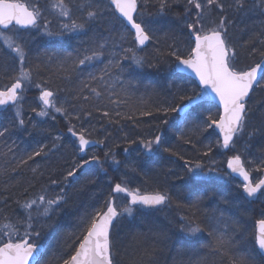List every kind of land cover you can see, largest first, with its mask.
Instances as JSON below:
<instances>
[{"label": "snow or ice", "instance_id": "obj_1", "mask_svg": "<svg viewBox=\"0 0 264 264\" xmlns=\"http://www.w3.org/2000/svg\"><path fill=\"white\" fill-rule=\"evenodd\" d=\"M151 2L153 0H143L145 10L141 11L140 0H73L71 4L69 0H47L43 6L40 0H0V41L3 42L0 48H6L8 53L15 54L13 65L16 60L20 65L17 74H10L15 71L14 66L0 62V78L7 77L9 80V83L0 88V106L11 104L16 109L19 126L23 128L25 122L21 118L18 105L21 93L26 85L33 84V79L32 70L24 66L29 33L21 30L37 29L48 37L63 36L65 33L87 36L92 32L88 46L78 50L70 63L61 61L57 69L62 73L61 79L68 84L79 80L71 95L73 103L70 105L79 111L69 113L64 106L68 102L67 99L57 106L56 93L51 88L44 87V84L48 83L44 81L43 84L35 83V87L40 89L39 100L43 105L37 115L47 116L48 109H52L65 117L80 120L81 117L92 116L90 105L95 101L97 105L95 111L109 123L119 124L120 120L113 119V111L106 110V105L104 108L99 106L106 100L108 105L116 106L115 116L120 119L135 120L137 113L141 117L159 118L158 134L152 139H141L139 144L147 157L159 158L158 153L162 150L183 160V166L187 168L194 182L190 187L189 197L197 196L188 212L179 214L178 222L170 221L179 223V232L182 234L180 246L176 248L173 257V264H255V256L264 255V218L257 221L253 246L246 240V229L239 219L226 215L225 211L219 208L214 209L211 215L203 213L199 182L204 180L208 173H203L201 162L193 163L181 153L166 146L164 132L159 129L163 125H167L169 129L174 126L168 119L171 113L181 114L183 120L187 122L188 117L193 115L195 107L208 104L205 111L209 114L203 119L200 116L195 117V126L192 129L194 134L208 129L218 130L217 147L224 149L236 147L237 142L245 135L248 137L244 141L245 151L252 147L251 141L257 135L262 138L264 144V102H258L259 106L252 104L256 89L264 90V24L259 32L249 33L248 39L241 36L233 41L230 35L235 19L239 18L241 23H244L251 16L257 14L264 16V0H230L227 4L225 0H182L184 12L182 16L175 17L170 15L173 5L180 3L181 0H154L156 10L148 13L147 5ZM74 9L79 11L78 16H73ZM49 11L58 17L57 31L51 30L52 20L46 15ZM213 15L218 19L212 20ZM99 28H103L108 35L97 31ZM239 31L242 34L248 33L247 25L244 24ZM113 33L116 35L113 36ZM181 36L187 42L186 55L182 54L178 44ZM129 38L134 41L135 47H124ZM152 45L155 47L151 59L137 54V49L144 51ZM238 48L245 51L244 59L249 61L243 67L239 66L242 61ZM169 57L177 62L176 71L190 70L194 74L201 90L196 91L193 88L189 93L177 86L169 98L154 108L145 107L143 110L137 108L129 94V89L135 90L132 81L127 80L125 87V82L118 79L132 67L122 61L131 60L138 68H143L145 64L156 67L161 62H167ZM51 59L49 57V60ZM99 65L103 67L99 68L98 73L90 71V68H97ZM39 68L37 65L36 70L39 71ZM85 72L88 73L87 77L80 79ZM128 74L133 75L134 70ZM114 76L124 94L123 99L121 92H117L113 86ZM209 91L213 94L211 101L218 102V118L210 112L213 104L209 100ZM113 96L117 98L113 99ZM121 104L127 105L130 111L127 113L119 111ZM133 108L135 111H131ZM254 120H258L259 123L250 127ZM68 131L78 141L81 153H85L90 144L103 143L100 140L88 139L87 129L82 125L78 131L76 125L70 123ZM7 133V128L0 130V138L5 137ZM178 139H182L184 144L191 145L192 148L197 147L191 136L185 137L183 132ZM59 140V136L54 137L51 147L41 145L36 150L28 152L26 158L23 156L17 158L15 149L8 146V152L3 153L8 165L5 173H8L9 169L12 173H17L27 165L32 172L31 181L39 180L46 174L41 170V162H51V156L56 155L62 147L56 143ZM204 147L207 151L202 154L209 156L212 150L210 145L206 144ZM127 151L128 149H125V152ZM110 155V152L105 153L106 158ZM37 157L40 161H37ZM112 160L114 164L120 163L114 156ZM92 161L103 168V164L96 156L91 157V161L74 162L75 166L66 171L63 176L64 184L54 196H49L48 192L49 190L55 192V189L45 186L39 195L24 199L22 203L20 200L16 201L27 217L23 222L24 236L20 237V228L17 224L10 222L8 216H3L0 220V264H40L45 246L39 242L40 232L34 227L33 210L36 216L47 217L54 213L61 204L67 202V188L78 179V171ZM150 163V159L145 160V165ZM247 165L254 167L249 168ZM128 167L131 172H138L136 166ZM227 168L230 173L242 178L243 192L247 197H256L257 193L264 195V176L256 181L251 179L253 171L264 173V147H261V154L258 157L246 161L241 153L237 152L227 160ZM211 171L210 168L209 172ZM9 179L15 177L9 175ZM48 179L50 185L60 184L59 180L52 178L51 173ZM129 183L125 179L111 186L108 199L103 205L99 207L90 205V210L86 209L80 216L76 225L77 230L72 233L74 240L72 243L65 240V245L69 248H73L74 245V249L68 258L63 259V264H118L117 257L121 256V252L113 235L118 218L125 214L132 217L139 210L160 211L173 205L172 197L166 189L157 188L152 192H141L139 189L130 188ZM120 194L128 198L123 206L117 205ZM184 207L176 204L177 209ZM216 212H219V215H216ZM149 231L154 233L157 241L166 242L169 239V233L154 221L149 224ZM33 235L37 240H33ZM140 237L147 239L144 233L134 236L137 244L135 247L129 245L134 255L129 258L128 264H157L155 243L148 246ZM254 247L259 249V253L254 251ZM186 255L188 259H184Z\"/></svg>", "mask_w": 264, "mask_h": 264}, {"label": "trees", "instance_id": "obj_2", "mask_svg": "<svg viewBox=\"0 0 264 264\" xmlns=\"http://www.w3.org/2000/svg\"><path fill=\"white\" fill-rule=\"evenodd\" d=\"M40 2L43 5L47 0H40ZM142 2L143 0H140V4ZM229 2L230 0H225L226 4ZM69 3H73V0H69ZM74 10L73 16L75 17L77 15H74ZM140 10L144 11L145 7L140 5ZM155 10L156 7L153 0L147 5L146 11L153 13ZM183 12L184 5L181 0L180 3L173 5L170 15L173 17L182 16ZM49 13L53 14L50 11ZM229 15H232V13H229ZM57 19L58 17L55 16L54 21ZM244 24L247 25L248 33L242 34L239 29L244 27ZM262 24H264V16L259 14L247 18L244 23H241L240 19L237 18L230 29V35L233 41H236L241 36L243 39H248V34L259 32ZM55 26L57 28H54L53 31L59 29V23L57 22ZM97 31L103 32L105 36L108 35L103 28H99ZM177 34L179 35L178 27ZM92 35V32H89L87 36L65 33L63 36L44 38V35L41 34L35 39L33 38L34 40L27 45L24 66L26 69L32 70L33 84H31L32 88H28L27 91L25 90L21 94V100L18 105L21 118L25 122L23 128L19 126L16 119L15 108L0 114V130L8 129L6 136L0 138V220H2L3 216H8L10 222L17 224L20 228V237L23 238L25 226L23 222L27 217L16 201L20 200L22 203L24 199L39 195L45 186H48L49 189H55V192L51 190L48 192L49 196H54L59 191V188L63 186V176L67 170L74 167L75 163H82L83 160L91 161V157L96 156L103 164V168L92 161L80 169L77 173L78 179L71 187L67 188L66 203L61 204L54 213H50L47 217L36 216L35 210H33L34 227L40 232V238L43 239L42 243L45 246V253L40 264H63V259L68 258L74 249V245L73 248L67 247L65 240L68 243H72V240H74L72 233L77 230L76 225L80 216L86 209H89L90 205L97 207L103 205L108 199L111 186L125 179L130 182V188L139 189L141 192H152L157 188L166 189L172 197L173 205L156 212L139 210L132 217H121L118 220L113 230L114 239L121 252V256L117 257L118 264H128L129 258L134 255L132 247H129V245L131 244L135 247L137 241H134L133 238L141 233H144L147 237L146 240L144 237H140V240L144 241L145 244L151 246L155 243L157 264H173V257L175 256L176 248L180 246L179 242L182 234L179 232V223H170V221L178 222L179 214L187 213L192 201L196 200L197 196L192 195L189 197L190 187L194 182L191 180L187 168L183 166V160L170 156L162 150L158 153L159 158L156 156L147 157L143 147L139 144L141 139H152L158 134L157 125L159 118L141 117L137 113L135 120L120 119L115 116L116 106L108 105L106 100L102 101L99 106L104 108L106 105V110L113 111V119L120 120L119 124L109 123L106 118L95 111L97 107L95 101L90 105L92 116L81 117L80 120L65 117L52 109H48L49 114L47 116L37 115V112L42 108V104L39 100L40 89L35 87V83L43 84L44 81H48L47 84H44V87L51 88L56 93L57 106H60L67 99L68 102L64 106L69 113L79 111V109H74L70 106L73 103L71 95L76 85L79 84V80H76L73 84H68L61 79L62 73L58 72L57 69L61 61L70 63L77 55L78 50L87 47L89 38ZM112 35L115 36L116 33ZM161 43L163 44V41ZM2 44L3 42L0 41V46ZM178 44L182 54L186 55L188 46L185 38L181 36ZM124 47H135L134 41L129 38V42L125 43ZM154 47L155 45L149 46L144 51L137 49V54L151 59L154 54ZM238 50L241 52L242 61L239 66L243 67L249 61L244 59L245 51L239 48ZM5 53H8V50L0 48V62L13 65L15 54L8 53L5 55ZM49 57L52 59L49 60ZM122 63L130 64L132 67L126 70L118 79L125 82V87H127V80L132 81L135 90L129 89V94L132 97V102L141 110L145 107L154 108L157 104L169 98L170 93L175 92L177 86L189 93H191L193 88L199 91L191 80L175 73V64L177 62L171 57L168 58L167 62H161L156 67H149L145 64L143 68H138L132 64L131 60L122 61ZM37 65L40 66L39 71L36 70ZM13 66L15 71L10 74H17L20 67L19 61L16 60ZM102 67L103 65H99L97 68H90V71L98 73L99 68ZM132 70H134V74L129 75L128 73ZM87 75L88 73L85 72L80 79H85ZM7 83H9L7 77L0 78V88ZM112 83L115 90L121 92V99H123L124 94L115 76ZM61 89L64 90L61 91ZM112 98L116 99L117 97L113 96ZM258 102H264V90L259 88L256 89L252 97L253 105L259 106ZM206 107L208 106L203 105L200 109ZM118 110L122 113L130 111L125 104H121ZM131 111H135V108L131 109ZM210 112L218 118V110L214 106L210 108ZM179 118L178 113H171L168 119L174 126L169 129L167 125H163L159 131L164 132L166 146L181 153L193 163L201 162L203 173H208L207 177L199 182L202 212L211 215L214 209L219 208L224 210L226 215L239 219L243 222L246 229V240L254 246L255 225L259 219L264 218V195L261 196L257 203H247L243 199L242 189L238 183L232 180L229 184H225L213 178L216 172L213 169L209 172V169L214 168L212 166H215L218 154L222 151L220 147H217L218 138L214 130H207L206 133L208 134L203 136H201V133L185 134V137L191 136L193 143L197 146L192 148L191 145L184 144L182 139H178L182 133L181 129L177 127ZM70 123L76 125L78 131L81 129V125L84 129H87L88 139L103 141V143H98L102 148L89 151L82 157L77 144L69 136L68 128ZM258 123V120H254L250 127ZM211 135L212 138L209 139L210 145L205 138ZM57 136L60 137V140L56 141V143L62 145V147L56 155L51 156L50 163L41 162V170L45 171V176L32 182V172L27 165L19 169L17 173H12L10 169L8 173H5L8 165L3 153L8 152V146H12L15 149L17 158L21 156L26 158L28 152L36 150L41 145L51 147L53 138ZM247 139L248 137L245 135L243 139L238 141L237 147L231 148L228 154H222L226 158H230L240 152L245 161L249 158L258 157L261 154V147H264L262 138L257 135L251 141L252 147L245 151L244 141ZM13 141L15 142L14 144ZM206 144L210 145L212 149L209 156L202 154L207 151L204 147ZM125 149H128V151L125 152ZM106 152H110L115 160L120 163L118 165L114 164L113 161L109 160V157L106 158ZM10 157L11 153H9ZM36 159L40 161L39 157ZM146 159H150L151 163L145 165ZM29 163L31 164L32 162ZM129 165L136 166L138 172H131ZM221 165L225 167L223 163ZM247 167L253 168L254 165H247ZM52 169H54V172H52ZM49 173H51L52 178L60 181L59 185L49 184ZM9 175L14 176L15 179L10 180ZM251 175L256 181L263 173L253 171ZM33 183L34 186H32ZM25 189H27L26 193ZM177 203L185 207L177 209ZM215 214L219 215V212ZM153 221L169 233V239L166 242L155 240L154 233L149 231V224ZM205 239H207L206 236ZM125 249H127V254H125ZM254 251L258 253L255 247ZM184 259H188V256L186 255ZM255 264H264V260L259 254L255 256Z\"/></svg>", "mask_w": 264, "mask_h": 264}, {"label": "rangeland", "instance_id": "obj_3", "mask_svg": "<svg viewBox=\"0 0 264 264\" xmlns=\"http://www.w3.org/2000/svg\"><path fill=\"white\" fill-rule=\"evenodd\" d=\"M140 5L142 7H145V5H144L143 2ZM79 14H80L79 11L75 9L74 10V15H77L78 16ZM46 15L48 16L49 19L52 20L51 30H54V28H57L56 26L54 27V25L58 22V19L56 21H54V17L56 15L50 14L49 12L46 13ZM211 19L212 20H216V19H218V17H216L215 15H213L211 17ZM42 23H43V21H41V24ZM28 33H29V42L33 41L36 37H38L41 34H43L40 30H37V29H33V30L29 31ZM44 38H48V36L44 35ZM28 88H32V86L31 85H26L25 90L27 91ZM205 106H208V105H205ZM200 108L201 107L196 108L195 110H193V115H191V116L188 117L187 122H185L183 120V118H181V117L179 118L177 127L179 129H181V131L183 133H185V134L193 133L192 129L195 126L194 125V120H195V117L196 116H200V118L203 119V118H205L208 115L209 112L208 111H205V109L208 108V107L202 108V109H200ZM208 130H213V129H208ZM204 134H208V133H206V131L204 133L202 132L201 133V136H203ZM206 137L207 138H205V139L209 141V139L212 138V135L210 137H208V136H206ZM208 143L211 145V142L210 141ZM237 144H238V142H237ZM236 147H237V145H236ZM222 153L223 152L221 151L218 154L217 162H216V164H214L215 166H212L214 168H211V169L214 170V172H216L215 175H213V178H216L217 180H220L221 182H224L225 184H229L232 181V179L226 173L225 167L221 165V163H223L225 165L226 160H227V158ZM112 157H113L112 155L109 156V160L110 161H113L112 160ZM125 203H126V201L122 197H120V199L117 201V205L118 206H123ZM123 217L126 218V217H129V216L127 214H125ZM38 239H39V242L44 245V243H42L43 239H41L40 237ZM33 240H37V237H35V235L33 237Z\"/></svg>", "mask_w": 264, "mask_h": 264}, {"label": "water", "instance_id": "obj_4", "mask_svg": "<svg viewBox=\"0 0 264 264\" xmlns=\"http://www.w3.org/2000/svg\"><path fill=\"white\" fill-rule=\"evenodd\" d=\"M31 30H32V29H30V30H21V31H31ZM175 73H176L177 75H179V76H182V77H185V78L191 80V81H192V82L198 87L199 91L201 90V89H200V86H199V82H198V80H196L194 74H193L190 70L176 71V64H175ZM212 95H213V94H211L210 91H209V100H210V101H211V97H212ZM211 102H212L213 106H214L217 110H219V109H218V102H217V101H211ZM204 105H208V104H204ZM9 108H13V106H12L11 104H9V105H7V106H0V113H3V112H5V111H7ZM196 108H198V107H195L194 109H196ZM194 109H193V110H194ZM178 114H179V113H178ZM179 116L182 118L181 114H179ZM214 131H215L217 137L219 138V132H218V130H214ZM69 134H70V136L72 137L73 141L76 142L77 145H78V141L76 140V138L73 137V136L71 135V133H69ZM95 148H97V149H101L102 146H101L100 144H98V143L90 144V145L86 148V152H85V153H81V152H80V153H81L82 156H84L87 152H89V151H91V150H93V149H95ZM221 149H222L223 153H226V154H227V153L230 151L231 148H230V149H224V148L221 147ZM225 170H226V173L229 175V177H230L231 179H233L234 181H236V182H237L238 184H240L241 186L243 185V180H242L241 177H239V176H237V175H235V174L230 173V170L227 168V162H226ZM263 176H264V173H263ZM251 179H252V177H251ZM242 193H243V199H244L246 202H248V203H256V202L258 201V198H259L260 194H261V193H257V196H256V197L249 198V197H247L246 194L243 192V188H242ZM114 195H115V194H114ZM120 195H123V194H120ZM123 196H124V195H123ZM124 197H125L126 200H128V198H127L126 196H124ZM136 207H138V206H136ZM145 211H150V210H145ZM118 219H119V218H118ZM116 223H117V221L115 222V224H116ZM256 225H257V223H256ZM256 225H255V232H256ZM256 249H257V252L259 253V249H258V248H256ZM44 253H45V251L43 252V254H42V256H41V259L43 258ZM259 255H260V254H259ZM260 257L264 260V255H260ZM40 261H41V260H40Z\"/></svg>", "mask_w": 264, "mask_h": 264}]
</instances>
